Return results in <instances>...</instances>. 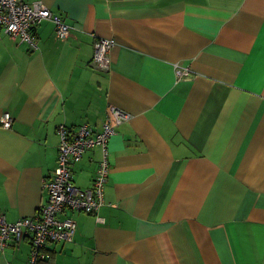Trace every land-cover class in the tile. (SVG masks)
Instances as JSON below:
<instances>
[{"label":"crops","instance_id":"1","mask_svg":"<svg viewBox=\"0 0 264 264\" xmlns=\"http://www.w3.org/2000/svg\"><path fill=\"white\" fill-rule=\"evenodd\" d=\"M24 1L70 30L44 21L32 49L0 29L6 221L46 201L59 126L100 128L110 105L130 116L108 140L105 205L67 212L72 241L36 264H264V0ZM97 39L114 41L107 70L92 63ZM100 155L72 166L77 187ZM31 250L25 234L0 264H34Z\"/></svg>","mask_w":264,"mask_h":264},{"label":"built area","instance_id":"2","mask_svg":"<svg viewBox=\"0 0 264 264\" xmlns=\"http://www.w3.org/2000/svg\"><path fill=\"white\" fill-rule=\"evenodd\" d=\"M44 21L54 23L59 38L68 37L70 27L42 2L0 0V29L32 49L37 48L35 29ZM113 44L114 41L110 39H97L94 42L92 63L97 68H109V52ZM175 72L177 79L189 75L188 69L178 66L175 67ZM129 117L120 108L110 105L105 111L100 128L88 124H82L69 131L62 125L57 128L60 139L57 164L52 176L44 184L47 191L46 201L39 207L35 216L22 218L14 223L7 222L0 213V255L10 243H18L25 234L29 235L33 261L45 257L44 250L48 245L72 241L75 223L66 217V213L95 215L105 205L104 188L110 173L108 140L115 133V128ZM11 122V116L4 113L0 120L1 127L9 129ZM93 148L100 150V160L90 186L82 189L73 182L72 166Z\"/></svg>","mask_w":264,"mask_h":264},{"label":"trees","instance_id":"3","mask_svg":"<svg viewBox=\"0 0 264 264\" xmlns=\"http://www.w3.org/2000/svg\"><path fill=\"white\" fill-rule=\"evenodd\" d=\"M89 125V124H88ZM76 128H78V127H76ZM76 128H70V127H67V129H68V131L69 130H71V129H76ZM83 157V156H82ZM81 160V159H80ZM79 160V161H80ZM78 161V162H79ZM76 164V163H75ZM48 247V246H47ZM47 249V248H46ZM46 249L44 250V252L46 251ZM49 257V254L48 253H46L45 252V257L44 258H42V259H40V258H37L36 260H34V264H36L37 262H39V261H45V260H47V258Z\"/></svg>","mask_w":264,"mask_h":264}]
</instances>
